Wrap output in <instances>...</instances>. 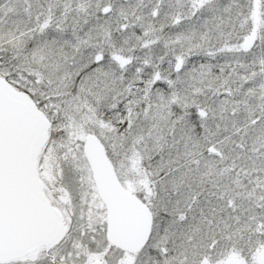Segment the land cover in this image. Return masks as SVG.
Listing matches in <instances>:
<instances>
[{"label": "snow or ice", "instance_id": "snow-or-ice-1", "mask_svg": "<svg viewBox=\"0 0 264 264\" xmlns=\"http://www.w3.org/2000/svg\"><path fill=\"white\" fill-rule=\"evenodd\" d=\"M0 264H264V0H0Z\"/></svg>", "mask_w": 264, "mask_h": 264}]
</instances>
